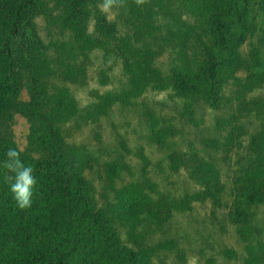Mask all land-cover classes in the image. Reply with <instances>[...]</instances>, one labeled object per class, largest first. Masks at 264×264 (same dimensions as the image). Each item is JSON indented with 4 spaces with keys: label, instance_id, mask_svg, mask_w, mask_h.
<instances>
[{
    "label": "trees",
    "instance_id": "1",
    "mask_svg": "<svg viewBox=\"0 0 264 264\" xmlns=\"http://www.w3.org/2000/svg\"><path fill=\"white\" fill-rule=\"evenodd\" d=\"M44 2L0 0V264H264V39L242 53L248 0H124L114 17L102 0ZM42 16L59 29L48 41ZM116 65L120 93L85 103L72 87L93 70L109 85ZM136 97L134 156L121 136L99 154L68 141ZM9 148L34 168L28 209L4 183Z\"/></svg>",
    "mask_w": 264,
    "mask_h": 264
},
{
    "label": "rangeland",
    "instance_id": "2",
    "mask_svg": "<svg viewBox=\"0 0 264 264\" xmlns=\"http://www.w3.org/2000/svg\"><path fill=\"white\" fill-rule=\"evenodd\" d=\"M49 1L51 0H46V2H44V5L42 6L43 9L45 8V4L50 3ZM232 2L233 0H231L230 3ZM201 4H204V2ZM247 4L248 10L250 11L249 16L253 18V31L246 43L241 48L243 54H248L251 45L257 43L258 37L264 39V0H248ZM195 5H199V2L195 1ZM190 6V3L187 2L185 5L183 4V7L180 6L178 11H182L183 15L186 16V12L189 10ZM107 14L109 17H114L113 10ZM187 18L189 20V17ZM38 25L46 41H48V33H50V35H54V29L59 30L51 18L46 20L43 16L38 19ZM90 26L92 27V24ZM111 75L112 81L110 84L104 85L102 87L98 82L97 71L93 70L89 75L88 85H72V87L77 91L78 96L84 100L85 103L89 101V92L91 88L98 87L101 91L110 90L112 93H120V79H126V76L123 72V66L116 65ZM259 93L261 96H264V92L261 91L256 92L254 96L260 97ZM166 98L167 92L148 91L145 94L146 102ZM139 100L140 97H136L130 98L128 102L120 101L115 103L113 107L108 110V115L106 117H102L99 122L85 124L79 127L75 125L70 126L66 134L68 141L72 143L75 149H87L94 154H99L102 152V147H110L112 145L111 142L114 137L119 138L121 136V138L126 142V147H128V152L127 150H122V152L126 154L127 159H129L130 157L134 156V152L138 145H144V141H146L144 126L140 119H138L137 109ZM113 124H116V131H118L117 134L112 128ZM13 131L15 133V138L19 147L22 150L26 149L29 146L28 136L30 133L29 123L27 120L21 116H16L13 122ZM147 147V149L150 150L148 145ZM158 176L161 177V179L164 178V174L160 172H155L153 175L154 178H158ZM126 178L128 179L127 175L125 177V181L127 180ZM194 262V259H190L188 264H194Z\"/></svg>",
    "mask_w": 264,
    "mask_h": 264
},
{
    "label": "clouds",
    "instance_id": "3",
    "mask_svg": "<svg viewBox=\"0 0 264 264\" xmlns=\"http://www.w3.org/2000/svg\"><path fill=\"white\" fill-rule=\"evenodd\" d=\"M137 5H142L145 0H134ZM124 0H102L99 6L101 11L108 13L114 5H123ZM21 150L17 148L7 149L6 159L2 162V167L7 170L4 175V183L9 186L10 192L14 194L21 209H28L32 206L33 187L37 180L33 175L34 168L31 164H25L20 159Z\"/></svg>",
    "mask_w": 264,
    "mask_h": 264
}]
</instances>
